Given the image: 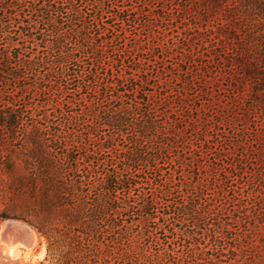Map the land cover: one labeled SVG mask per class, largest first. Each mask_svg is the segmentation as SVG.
<instances>
[{
  "label": "trees",
  "instance_id": "trees-1",
  "mask_svg": "<svg viewBox=\"0 0 264 264\" xmlns=\"http://www.w3.org/2000/svg\"><path fill=\"white\" fill-rule=\"evenodd\" d=\"M74 1L0 0V13H11L0 19V74L8 76L0 77L19 88L0 90V143L26 153L28 166L0 182L10 196L0 219H24L45 236L40 264H125L115 244L135 234L124 222L141 225L136 236L144 241L164 240L155 264H256L252 255L264 246V199L256 192L264 180V0H162L160 7L144 0L140 9L130 0H91L94 14ZM174 19L185 25L178 41L159 31ZM115 20L133 26L135 41L144 30L152 39L129 55L120 45L113 51ZM15 26L29 40L15 43ZM110 45L117 73L105 67ZM172 51L180 63L170 78L157 60ZM228 76L237 95L226 104L218 81ZM50 91L54 107L31 100ZM237 121L241 136L227 135L225 126L233 133ZM174 172L176 182L161 179ZM173 182L186 203L172 200Z\"/></svg>",
  "mask_w": 264,
  "mask_h": 264
},
{
  "label": "rangeland",
  "instance_id": "rangeland-1",
  "mask_svg": "<svg viewBox=\"0 0 264 264\" xmlns=\"http://www.w3.org/2000/svg\"><path fill=\"white\" fill-rule=\"evenodd\" d=\"M20 1V0H18ZM146 1V0H145ZM144 0H130L129 2H125V0H112V2H114L115 4H121L122 2L125 3H129L127 4L128 6H131L134 9H140V5L142 3L145 2ZM172 1L173 4H180L182 3L181 0H169ZM74 2H76L79 5H83V8H85V10L87 11V13H93L92 10L95 9L94 5H91V3L93 1L91 0H75ZM154 7H160L161 5H163V1L162 0H157L154 1ZM16 10L12 11V13H14ZM18 13H20L21 18L24 15V13H22L21 8L17 9ZM11 12V11H9ZM6 13V12H5ZM11 13H0V19H3L4 21H6ZM19 17V16H18ZM146 15L142 14L140 15L139 21L138 23H140L139 25L136 24V26H138V28H140V30H142L143 28L146 29V27H144V23L146 20ZM111 21V20H110ZM186 21V20H185ZM113 23H115L114 26V31L115 33L118 34V40L114 42V47H113V51L114 48H116L118 45L126 48V53L127 55H129L131 48L133 47V45H136V43L138 44V46H142L145 47L146 44H148L147 42L149 40H151L152 38L150 36H146V30L144 31H140L139 33L144 34V36L140 38V40L135 41V30L133 28V26L131 24H128L127 22L123 23L119 20H115L113 21ZM143 26H142V25ZM171 25V26H169ZM185 27L183 21L179 20V19H174L171 21H163V23L160 22L159 25V31H161L162 33H170V37H175V40L178 41L179 37H181V33H182V29ZM14 29L16 30V32L12 33V37L13 39L16 41L15 43H22V41L25 42V39L29 40V37H23V33L25 30L23 29H19L17 26L14 27ZM155 35H157V32H155ZM179 35V37L177 36ZM154 36V35H153ZM140 37V36H139ZM25 38V39H24ZM30 43L29 41H26V44ZM31 47H34L36 49V47H38L39 49L41 48L42 45L37 44V41L33 42L30 44ZM196 46V43H193V47ZM197 47V46H196ZM110 52H108V58L105 61L106 66L105 67H112L110 72L113 73H117L118 71H120V64L118 63V61H116L118 59V57H115L116 52L111 53V45L109 46ZM12 52V53H11ZM12 50L9 51V55L14 58ZM203 52V51H202ZM175 52L172 51V53H170L169 55L170 58H167L166 61H162L161 59L157 60V66L158 67H162V66H166L168 67L166 69V76L167 77H172L173 78V74L171 73H175L177 71H174V69H178L179 66V60L176 58V56L174 55ZM5 59H7V57L5 56ZM8 60L9 57H8ZM131 60V59H130ZM5 61L4 60H0V66L1 63L3 64ZM179 62V63H178ZM183 66V65H182ZM201 65L199 64L198 66L195 65L196 67H200ZM202 73H203V77H207L209 76V68L202 66ZM122 72V71H121ZM120 72V73H121ZM1 75H6V74H0ZM28 78H33V76L31 75V73H27ZM201 76V75H200ZM6 77H8L6 75ZM7 80H9L8 78L2 79V77H0V90L1 88H9L10 90H14V93H16V91H19L18 85H16L17 83H14L12 80H9L8 82H6ZM219 85L225 89V91L223 92L224 94H222L220 96L221 101L223 100L224 103L228 104L231 103L230 99L231 97L234 95V93H236L237 95V83L235 82V79L232 76H228V77H223L220 79V81H218ZM247 89H249V86L247 87ZM230 92V94H229ZM234 92V93H233ZM5 94V93H4ZM21 95H23L24 98H29L30 96L28 95L27 91H25L24 93H22ZM229 95V96H227ZM31 100L32 101H44L45 98L49 99L48 101V105L49 107H54L57 104L58 101V95H56L55 92L50 91L48 93H46L45 95H41L37 92H34L31 95ZM78 96H73V98H68L71 101H76L75 99H77ZM83 97L88 100L90 99V95L88 94H84ZM242 100V99H241ZM244 102V105L248 104V100H242ZM1 104V103H0ZM257 118L260 117V121L262 120V117L259 116L258 114ZM253 124L251 121H248L246 124H244L243 126L245 127H251ZM230 127V126H229ZM225 126V130L227 132V135L230 136H241V133L239 132L242 129V124L237 121L235 123V127H237V129L232 133L230 131V128ZM251 129V128H250ZM232 130V129H231ZM233 131V130H232ZM251 131V130H250ZM247 138V136L244 137V140ZM260 149H262V151L264 152V145H263V140L260 139ZM237 153H240L239 151H237ZM8 155V158H10L11 160H9L7 162L6 160V164H3L2 166L0 165V182H3L4 185H7V182L10 183V181L19 178L21 175H26V173H28V166L25 164V160L27 159L26 153L22 152V151H10L9 148L6 150L5 146L0 143V157L2 155ZM168 165H166L167 167ZM9 167L10 172L7 173V168ZM250 167V166H249ZM248 170L250 171V168H248ZM260 170H262L264 172V162H263V166L260 167ZM163 173H167L166 169L163 170ZM177 172H174L172 175H163L161 174V179L165 181V179H167V177H171L172 180H174V182H176V180L178 179L177 177ZM160 179V180H161ZM171 183V197L172 200H176L178 202H183L186 203V201L188 200V194L185 190H182L181 186L179 187L178 183ZM237 185H240L241 180L235 182ZM169 186V185H168ZM259 195L260 198L264 199V180H260V188H258V190L256 191ZM124 193V192H123ZM123 193L119 194L120 196L123 195ZM10 200V196L9 194L6 192V188L4 190L3 185L0 184V217L2 215H5L6 213H8V209H7V204L9 203ZM18 201V203L20 202V199H16ZM133 200V198H132ZM264 212V211H262ZM261 213V212H260ZM136 217V216H135ZM139 217V216H138ZM13 220V221H8V220ZM138 219V218H136ZM141 218H139L140 220ZM19 220V221H18ZM139 220H136L137 223ZM261 221V218H260ZM6 223L4 227H2L3 223ZM24 222V223H23ZM127 223V226L129 227L130 232L133 230L135 235H130L128 237H120L119 241L115 244V249L114 251H116V257L118 260L122 259V261L125 264H128L129 262L131 264H135L136 261V257L138 256V258L141 259V261H144L143 264H145V262H147L148 260L152 261V259H154V264L157 262V257L160 256V254L163 253L164 251V247H165V243L164 240H155V241H144L140 238V236H136L139 233V230L142 229V226L139 225L137 226L136 223H134L132 226H130L131 222H124V224ZM187 221L183 220L181 222H179L177 225L178 227H182L185 228L187 226ZM0 228H2L1 232H0V256L3 254L2 252V247L4 245V243H6L9 239V234L12 233H17L19 232L21 235L25 236L26 239H28L29 242H34V244L32 245L33 250H37L39 248V246L42 244L46 250V257L42 260L37 261V263L34 262H30L28 264H40L41 262H43L47 257H48V251H47V240L45 238V236H43L36 227H34L32 224H30L28 221L24 220V219H20V218H16V217H7V218H2L0 219ZM122 228V227H121ZM3 231V232H2ZM126 231V230H124ZM35 234H34V233ZM264 224L260 223V240L264 238ZM115 235H118V233H115ZM160 235V237L162 238L163 235ZM32 236V237H31ZM34 236V237H33ZM143 241V242H142ZM18 251L20 252L21 249L19 248ZM29 252V251H28ZM252 257H254L253 259L255 260L256 264H264V246L260 245V250H258V252H255ZM0 264H2L0 262ZM148 264V263H146Z\"/></svg>",
  "mask_w": 264,
  "mask_h": 264
},
{
  "label": "bare ground",
  "instance_id": "bare-ground-1",
  "mask_svg": "<svg viewBox=\"0 0 264 264\" xmlns=\"http://www.w3.org/2000/svg\"><path fill=\"white\" fill-rule=\"evenodd\" d=\"M5 224L6 223L4 222L2 227H4ZM9 236L10 237L8 241L4 243L2 247L3 254L0 256V262L2 264H28L30 262L37 263L36 260H30L31 255L34 252L32 245L35 241L29 242L28 239H26L25 236L21 235L19 232L9 234ZM19 248L21 249L20 252L18 251Z\"/></svg>",
  "mask_w": 264,
  "mask_h": 264
},
{
  "label": "water",
  "instance_id": "water-1",
  "mask_svg": "<svg viewBox=\"0 0 264 264\" xmlns=\"http://www.w3.org/2000/svg\"><path fill=\"white\" fill-rule=\"evenodd\" d=\"M8 221H13L12 219L11 220H8ZM19 221V220H18ZM24 223V222H23ZM2 228H0V232H1ZM3 232V231H2ZM46 250L44 248V246L41 244L39 246V248L37 250H34L33 254L31 255V258L30 260L33 261V260H36V261H39V260H42L46 257ZM42 257V258H41Z\"/></svg>",
  "mask_w": 264,
  "mask_h": 264
}]
</instances>
